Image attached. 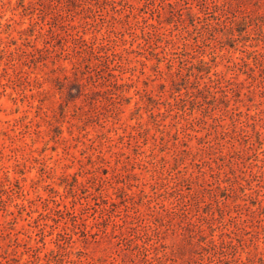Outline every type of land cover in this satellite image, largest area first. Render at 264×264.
<instances>
[{
  "label": "rangeland",
  "instance_id": "rangeland-1",
  "mask_svg": "<svg viewBox=\"0 0 264 264\" xmlns=\"http://www.w3.org/2000/svg\"><path fill=\"white\" fill-rule=\"evenodd\" d=\"M0 264H264V0H0Z\"/></svg>",
  "mask_w": 264,
  "mask_h": 264
},
{
  "label": "trees",
  "instance_id": "trees-1",
  "mask_svg": "<svg viewBox=\"0 0 264 264\" xmlns=\"http://www.w3.org/2000/svg\"><path fill=\"white\" fill-rule=\"evenodd\" d=\"M212 6H213V8L214 9H219L218 7H219V4L218 3H216V2H213V4H212ZM253 21H255V23H257V21H256V19L255 20H251L247 15H244V16H242L239 20H234V22L237 24V25H239V24H241V25H243V26H248L251 22H253ZM229 28L231 29L232 27L231 26H229ZM250 57H254V58H256V54L255 53H252V52H247V51H245V54H244V56H240L238 59H239V61H237V62H235L234 63V65L235 66H246V67H248V68H250L249 67V63H248V59L250 58ZM200 69V68H199ZM208 72V71H207ZM220 81H221V78H214V79H212V82H214V83H220ZM227 82H228V80H227ZM36 250V249H35ZM52 251H53V249H50V250H48V252L47 253H44V254H52Z\"/></svg>",
  "mask_w": 264,
  "mask_h": 264
}]
</instances>
